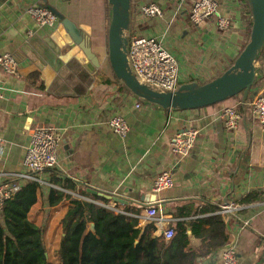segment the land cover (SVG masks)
<instances>
[{"label":"crops","instance_id":"1","mask_svg":"<svg viewBox=\"0 0 264 264\" xmlns=\"http://www.w3.org/2000/svg\"><path fill=\"white\" fill-rule=\"evenodd\" d=\"M150 1L160 4L163 19H140L138 7ZM216 1L219 12L232 18L226 32L218 30L214 18L193 26L187 7L173 17L174 7L166 0H130L127 36L160 41L177 60L179 86L207 83L232 66L251 28L244 0ZM40 5L53 8L77 26L98 57L99 69L87 64L61 21L53 28L37 25L27 11ZM110 15L107 0H0V54L10 53L17 61L14 74L0 70V183L20 182L32 128L45 126L60 136L57 163L38 174V197L27 215L42 230L48 263L62 264L59 251L67 234L61 221L70 200L78 199L136 218V228L141 229L153 223L145 215V209L153 205L174 230L177 223L185 226V253L196 255L201 253L202 240L192 233L190 224L221 215L229 234L227 245L235 248L238 264H264V129L251 111L254 91L244 101L240 94L187 111L144 103L109 67ZM257 66L262 71L255 86L264 94V60ZM226 106L237 107L242 115L233 131L225 130L217 119ZM115 115L129 125L123 139L106 125ZM187 128L199 133L189 154L180 157L171 151L170 141ZM163 171L171 174L174 185L153 193L152 182ZM89 187L121 202L97 198L87 192ZM51 188L64 194L56 206L48 204ZM153 194L154 203L140 202ZM224 208L231 211L229 221ZM146 234L156 240L161 259V244L168 243L161 238V229ZM224 249L198 255L194 263L223 264Z\"/></svg>","mask_w":264,"mask_h":264},{"label":"trees","instance_id":"2","mask_svg":"<svg viewBox=\"0 0 264 264\" xmlns=\"http://www.w3.org/2000/svg\"><path fill=\"white\" fill-rule=\"evenodd\" d=\"M262 60L264 47L258 56V61ZM53 181L60 184L56 179ZM39 189L38 182L28 180L4 202L0 212V264H49L42 230L27 218L36 203ZM64 199L62 192L50 189V206H56ZM61 223L63 232L67 234L59 251L62 264H160V261L161 264H195L198 255H210L229 242L226 223L221 215L190 224L192 233L202 240L198 255L185 253L188 246L185 226L177 223L175 230L172 227L173 238L167 244H161V259L159 245L146 234L155 231L154 223L146 224L143 229L136 228V218L78 199L70 200ZM90 223L95 226L94 233L87 229Z\"/></svg>","mask_w":264,"mask_h":264},{"label":"built area","instance_id":"3","mask_svg":"<svg viewBox=\"0 0 264 264\" xmlns=\"http://www.w3.org/2000/svg\"><path fill=\"white\" fill-rule=\"evenodd\" d=\"M69 1V0H61ZM174 7L173 17L184 13L187 7L189 21L193 26H198L210 18L215 19L216 26L220 32H226L231 28L232 18L223 16L218 9L216 0H166ZM27 13L35 20L41 28H53L58 18L46 6H34L28 9ZM138 16L142 21L163 19L164 11L160 4L150 1L138 7ZM129 35L127 36V38ZM127 58L132 73L137 80L156 91L173 92L179 87L178 69L176 58L166 50L160 41L154 37L143 35H132L128 38ZM17 68V61L10 53L0 54V70L7 74H14ZM260 87V86H259ZM259 87L255 86L256 92L251 102V111L254 118L264 129V94L258 92ZM1 90V87H0ZM137 107L139 105H136ZM242 115L235 106H226L218 114L217 119L225 130L233 131ZM106 125L115 135L125 138L129 132L127 121L120 115L109 118ZM198 129L187 128L181 133L175 134L170 141L171 151L185 157L194 146L198 136ZM60 136L52 129L45 126H36L30 132L29 145L24 158L25 173L19 175L20 182L32 180L40 183L38 174L50 170L57 163ZM3 153V138L0 135V154ZM19 183H0V212L6 200L10 199L21 187ZM174 181L167 171L161 172L152 182V192L160 193L173 187ZM226 209L224 208V213ZM160 210L150 205L145 209V215L153 220L155 231L161 229V237L169 241L174 236V230L161 216ZM223 264H238V255L233 246L224 249L222 253Z\"/></svg>","mask_w":264,"mask_h":264},{"label":"water","instance_id":"4","mask_svg":"<svg viewBox=\"0 0 264 264\" xmlns=\"http://www.w3.org/2000/svg\"><path fill=\"white\" fill-rule=\"evenodd\" d=\"M249 7L251 15V28L249 39L242 51L234 60L232 66L213 80L198 84L189 82L180 85L173 92H161L140 83L132 73L127 58V31L130 25V0H107L111 15L107 30V57L109 67L115 78L130 91L136 98L146 104L156 105L165 110L187 111L200 109L242 95L243 101L253 91L256 85L258 73L262 70L257 66L258 56L264 47V0H244ZM62 22L64 29L73 44L78 46L86 58V62L94 69L100 68V62L96 54L89 46L87 38L77 26L64 18L60 13L48 7ZM254 95L256 92H253ZM87 192L96 197L112 199L121 202L118 197L104 195L99 190L87 188ZM156 196L141 198V203H154ZM139 206L141 204H138ZM228 221L231 214L226 209ZM228 226V222H227ZM88 231L94 233L93 223L88 225ZM231 244L225 246L229 248ZM47 258V255L45 253Z\"/></svg>","mask_w":264,"mask_h":264}]
</instances>
